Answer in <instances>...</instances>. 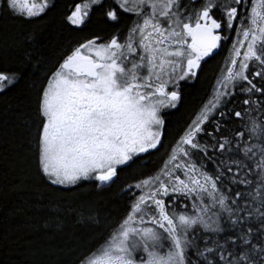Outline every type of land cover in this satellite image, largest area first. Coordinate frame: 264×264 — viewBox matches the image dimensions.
Wrapping results in <instances>:
<instances>
[{
  "label": "snow or ice",
  "instance_id": "obj_1",
  "mask_svg": "<svg viewBox=\"0 0 264 264\" xmlns=\"http://www.w3.org/2000/svg\"><path fill=\"white\" fill-rule=\"evenodd\" d=\"M94 6L117 23L131 13L126 35L23 61L35 77L31 114L20 118L36 174L50 186L96 188L125 169L135 178L114 194L115 215L52 205L100 230L102 242L73 250L71 264H264V0H84L66 21L85 25ZM54 7L0 0V15L31 20ZM229 40L207 98L154 158L171 110ZM21 76L0 70V92Z\"/></svg>",
  "mask_w": 264,
  "mask_h": 264
},
{
  "label": "trees",
  "instance_id": "obj_2",
  "mask_svg": "<svg viewBox=\"0 0 264 264\" xmlns=\"http://www.w3.org/2000/svg\"><path fill=\"white\" fill-rule=\"evenodd\" d=\"M74 1L77 0H53L54 8L31 20L22 15H0V70H22L21 79L0 92V264H71L73 250L102 242L97 239L100 230L77 223L75 213L52 211V205L59 204L64 209L84 206L86 210L95 208L102 214L115 215L118 202L114 194L135 179L131 169H125L111 188H96L94 181H83L80 187L50 186L35 172L20 118L21 113L31 114L34 96L30 83L35 77L30 75L31 65L25 68L23 61L25 53L35 54L36 50L55 61L93 32L87 25L76 29L66 21ZM93 11L98 22L101 8ZM230 43L206 60L200 79L188 87L184 103L178 110H171L170 134L154 158L158 159L174 143L175 131L184 126L207 98Z\"/></svg>",
  "mask_w": 264,
  "mask_h": 264
},
{
  "label": "flooded vegetation",
  "instance_id": "obj_3",
  "mask_svg": "<svg viewBox=\"0 0 264 264\" xmlns=\"http://www.w3.org/2000/svg\"><path fill=\"white\" fill-rule=\"evenodd\" d=\"M53 2V0H52ZM84 0H77L72 3V7L69 8L68 14L71 13V11L74 10L75 4L76 3H83ZM102 3L108 7L113 5V0H102ZM96 8H100L99 6H94L93 10ZM94 11L91 12L90 14V19L85 23V25H82L80 27H75L76 29H80L82 27H85L87 25L88 30L93 31L90 33L88 36L84 37L81 41L76 43L73 47L77 46L79 43H84L86 40L93 38L94 36H100L103 37L104 40L109 39L112 35L116 34L117 29L122 30V35H126L127 33V26L131 22L132 19H134V16L131 13H122L121 12V21L119 23L117 22H112V21H107L106 18L102 15V9H101V18L99 19L98 22H95L96 17L93 16ZM234 30L230 33V35L233 38ZM231 40L227 41L226 44H224L222 47H224V50L228 46ZM72 47V48H73ZM220 49L215 50V54L219 51ZM213 56V55H212ZM211 56V57H212ZM210 57V58H211ZM209 58H206V60Z\"/></svg>",
  "mask_w": 264,
  "mask_h": 264
},
{
  "label": "rangeland",
  "instance_id": "obj_4",
  "mask_svg": "<svg viewBox=\"0 0 264 264\" xmlns=\"http://www.w3.org/2000/svg\"><path fill=\"white\" fill-rule=\"evenodd\" d=\"M30 2H31V0H30ZM235 31H234V34H233V39H235ZM231 44H232V40H231V43H230V47H231ZM228 54H229V52H228ZM191 207V204H190V202H189V208Z\"/></svg>",
  "mask_w": 264,
  "mask_h": 264
}]
</instances>
